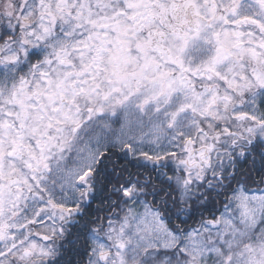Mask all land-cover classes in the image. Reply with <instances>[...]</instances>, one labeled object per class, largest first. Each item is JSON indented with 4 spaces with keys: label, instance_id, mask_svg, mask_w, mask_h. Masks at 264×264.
Segmentation results:
<instances>
[{
    "label": "snow or ice",
    "instance_id": "snow-or-ice-1",
    "mask_svg": "<svg viewBox=\"0 0 264 264\" xmlns=\"http://www.w3.org/2000/svg\"><path fill=\"white\" fill-rule=\"evenodd\" d=\"M0 264H264V0H0Z\"/></svg>",
    "mask_w": 264,
    "mask_h": 264
}]
</instances>
